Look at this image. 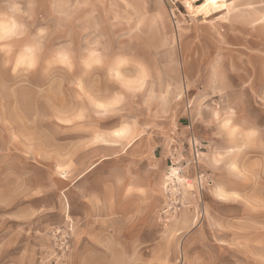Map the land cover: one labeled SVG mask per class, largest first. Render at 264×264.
<instances>
[{
  "label": "rangeland",
  "instance_id": "rangeland-1",
  "mask_svg": "<svg viewBox=\"0 0 264 264\" xmlns=\"http://www.w3.org/2000/svg\"><path fill=\"white\" fill-rule=\"evenodd\" d=\"M221 103L256 132L197 138L192 120ZM144 132L169 142L155 152L167 237L151 263L264 264V0H0V264H66L72 241L2 205L48 179L11 173L7 157Z\"/></svg>",
  "mask_w": 264,
  "mask_h": 264
},
{
  "label": "crops",
  "instance_id": "crops-1",
  "mask_svg": "<svg viewBox=\"0 0 264 264\" xmlns=\"http://www.w3.org/2000/svg\"><path fill=\"white\" fill-rule=\"evenodd\" d=\"M242 96L238 94L240 99ZM203 114L205 117L192 120V128L209 146L225 138L228 130L223 127L256 132L258 126L252 115H241L235 104L207 107ZM176 127L182 135L184 125L178 122ZM144 133L129 143L113 135L106 143L83 135L72 141V136L65 135L62 141L53 142L55 151L47 159L36 156L33 144L29 155L19 151L7 155L15 159L12 164L11 158H6V168L14 169L11 173H44L48 179L44 183L34 179L26 190L21 183L16 199L10 197L2 205L14 208V217L28 222L33 233L55 228L67 233L70 229L66 264H152L150 256L157 248L152 240L158 244L167 237L159 216L163 197L155 152L160 148L162 157L168 155L169 142ZM155 253L162 254L161 250Z\"/></svg>",
  "mask_w": 264,
  "mask_h": 264
},
{
  "label": "built area",
  "instance_id": "built-area-1",
  "mask_svg": "<svg viewBox=\"0 0 264 264\" xmlns=\"http://www.w3.org/2000/svg\"><path fill=\"white\" fill-rule=\"evenodd\" d=\"M194 145V144H193ZM194 154H195V157H197V148H195V146H194ZM59 233H61V231H58L57 232V234H59ZM55 234V233H54ZM61 239H63V241H64V244H66L67 242H68V240L70 239L69 238V234H68V232L67 233H62L61 234Z\"/></svg>",
  "mask_w": 264,
  "mask_h": 264
},
{
  "label": "snow or ice",
  "instance_id": "snow-or-ice-1",
  "mask_svg": "<svg viewBox=\"0 0 264 264\" xmlns=\"http://www.w3.org/2000/svg\"><path fill=\"white\" fill-rule=\"evenodd\" d=\"M32 65H29V67H31ZM100 107H103V105H100Z\"/></svg>",
  "mask_w": 264,
  "mask_h": 264
}]
</instances>
